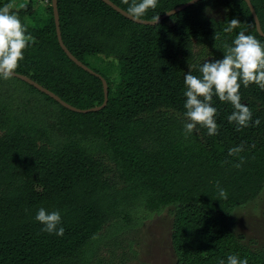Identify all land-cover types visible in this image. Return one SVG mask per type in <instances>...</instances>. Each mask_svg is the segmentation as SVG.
<instances>
[{
  "label": "trees",
  "instance_id": "1",
  "mask_svg": "<svg viewBox=\"0 0 264 264\" xmlns=\"http://www.w3.org/2000/svg\"><path fill=\"white\" fill-rule=\"evenodd\" d=\"M108 1L126 13L132 3ZM188 1L158 0L140 20ZM248 1L264 34V0ZM10 2L0 1V7ZM206 9L223 15L207 18ZM11 11L33 38L15 74L76 109L99 106L101 83L59 48L50 5L22 0ZM56 11L62 45L104 79L107 101L99 111L73 113L10 78L53 109L43 125L0 100V264H95L138 210L167 206L175 208V264H227L229 255L264 264V250L238 241L231 217L264 183V90L241 82V103L253 113L249 127L237 131L227 119L233 106L214 95L219 134L209 136L200 126L184 134L189 65L201 77L200 66L223 59L224 44L232 46L240 31L264 45L245 3L201 0L153 26L128 21L100 0H56ZM233 18L240 27L225 33ZM241 144L239 156L228 155ZM239 157L244 162L237 168ZM40 208L60 212L63 236L42 230L35 219Z\"/></svg>",
  "mask_w": 264,
  "mask_h": 264
},
{
  "label": "clouds",
  "instance_id": "2",
  "mask_svg": "<svg viewBox=\"0 0 264 264\" xmlns=\"http://www.w3.org/2000/svg\"><path fill=\"white\" fill-rule=\"evenodd\" d=\"M128 3L129 0H123ZM158 0H132L127 13L133 20L144 17L149 9L157 7ZM208 11V9H206ZM159 16L153 17L157 22ZM240 21L236 18L227 23L223 29L225 33H231L240 27ZM27 28L22 24L18 15L11 11V5L0 7V78L5 80L12 78L19 62L24 59L23 52L33 40L26 35ZM216 39H219L217 36ZM226 52L223 59L204 62L199 71L201 77L192 74V66L189 65V72L184 76L186 101L184 107L185 123L184 134L187 137L194 131H199L198 126L206 128L209 136L219 134V126L215 121L217 109L212 106L215 95L221 102H230L234 111L227 117L229 123L237 125L236 130L249 127L253 120V113L246 104L241 103L239 90L241 82L244 87L251 84L257 85L264 90V45L253 35L240 31L232 41V46L224 44ZM202 98V99H201ZM260 120L256 119L254 125L258 126ZM244 145L230 148L229 156H239L244 151ZM240 163L234 166L239 168L244 158L239 157ZM218 187L220 198L227 199V192ZM35 219L44 227L43 231L57 236H63L65 229L61 225L59 211L47 212L40 208ZM220 264H225L224 260ZM227 264H248L247 258L239 259L237 255H229Z\"/></svg>",
  "mask_w": 264,
  "mask_h": 264
},
{
  "label": "rangeland",
  "instance_id": "3",
  "mask_svg": "<svg viewBox=\"0 0 264 264\" xmlns=\"http://www.w3.org/2000/svg\"><path fill=\"white\" fill-rule=\"evenodd\" d=\"M3 1V0H0ZM22 0H11V8ZM41 7V5H38ZM207 18L220 19L223 11H206ZM0 100L9 102L28 116H36L44 125L53 107L16 81L0 78ZM175 208L167 206L158 212L138 210L130 227L111 239L101 250L95 264H175L176 251L171 232ZM234 234L249 249L264 250V183L257 196L232 210Z\"/></svg>",
  "mask_w": 264,
  "mask_h": 264
},
{
  "label": "water",
  "instance_id": "4",
  "mask_svg": "<svg viewBox=\"0 0 264 264\" xmlns=\"http://www.w3.org/2000/svg\"><path fill=\"white\" fill-rule=\"evenodd\" d=\"M103 4H105L106 6H108L109 8H111L114 12H116L117 14H119L120 16H122L123 18H125L126 20L128 21H131L135 24H139V25H146V26H153V25H156L157 23L163 21L164 19L170 17L171 15L201 1V0H190L184 4H181L175 8H173L172 10L164 13L163 15H161L159 17V20L157 22H154L153 20L151 21H145V20H133L132 18H130V16L120 10L118 7H116L115 5H113L110 1L108 0H100ZM251 17H252V20H253V23H254V26H255V30L257 32V34L261 37L264 38V34L261 33L260 29H259V24H258V21H257V18H256V15L252 9V6L250 5V2L248 0H242ZM50 7H51V12H52V17H53V21H54V27H55V35H56V40H57V43H58V46L59 48L61 49V51L64 53V55L67 57V59L69 61H71L76 67L80 68L82 71L96 77L100 83H101V87H102V103L97 106V107H92V108H88V109H85V110H79V109H76L74 107H71L69 105H67L66 103H64L63 101H61L57 96H55L54 94H52L51 92L47 91L46 89L42 88L41 86H39L38 84L34 83L33 81H31L30 79H28L27 77L25 76H22V75H19V74H13L12 78H15L29 86H31L32 88H34L36 91L44 94L45 96L49 97L51 100H53L55 103H57L59 106H61L62 108L70 111V112H73V113H78V114H85V113H91V112H96V111H99L101 110L105 104H106V101H107V90H106V83L104 81L103 78H101L98 74L92 72L89 68H87L85 65H83L82 63H80L78 60H76L66 49L65 47L62 45V42L60 40V35H59V31H58V24H57V11H56V0H50Z\"/></svg>",
  "mask_w": 264,
  "mask_h": 264
},
{
  "label": "built area",
  "instance_id": "5",
  "mask_svg": "<svg viewBox=\"0 0 264 264\" xmlns=\"http://www.w3.org/2000/svg\"><path fill=\"white\" fill-rule=\"evenodd\" d=\"M37 5L48 6L50 5V0H36Z\"/></svg>",
  "mask_w": 264,
  "mask_h": 264
}]
</instances>
